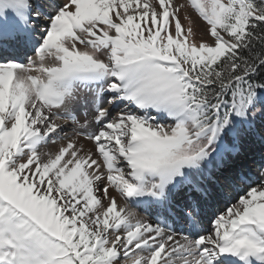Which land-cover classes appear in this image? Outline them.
Instances as JSON below:
<instances>
[{
  "label": "snow or ice",
  "instance_id": "obj_1",
  "mask_svg": "<svg viewBox=\"0 0 264 264\" xmlns=\"http://www.w3.org/2000/svg\"><path fill=\"white\" fill-rule=\"evenodd\" d=\"M255 144L264 0H0V264H264Z\"/></svg>",
  "mask_w": 264,
  "mask_h": 264
},
{
  "label": "bare ground",
  "instance_id": "obj_2",
  "mask_svg": "<svg viewBox=\"0 0 264 264\" xmlns=\"http://www.w3.org/2000/svg\"><path fill=\"white\" fill-rule=\"evenodd\" d=\"M264 151V149L261 148V146L259 144H255L251 147V149L249 150V156L252 157H256L257 160L259 159L260 153ZM249 165H251L253 167V169L255 168V165L252 163V160H248L247 162Z\"/></svg>",
  "mask_w": 264,
  "mask_h": 264
},
{
  "label": "rangeland",
  "instance_id": "obj_3",
  "mask_svg": "<svg viewBox=\"0 0 264 264\" xmlns=\"http://www.w3.org/2000/svg\"><path fill=\"white\" fill-rule=\"evenodd\" d=\"M180 3H187V0H179ZM189 13H191L193 21H194V26H198L199 28H204V24L202 21H200L194 13L191 12V9H188ZM184 12H181V17H183ZM183 23H187L186 21H182Z\"/></svg>",
  "mask_w": 264,
  "mask_h": 264
}]
</instances>
